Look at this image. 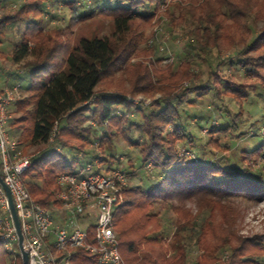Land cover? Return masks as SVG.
Listing matches in <instances>:
<instances>
[{
	"label": "trees",
	"instance_id": "trees-1",
	"mask_svg": "<svg viewBox=\"0 0 264 264\" xmlns=\"http://www.w3.org/2000/svg\"><path fill=\"white\" fill-rule=\"evenodd\" d=\"M48 3L69 11L66 24L47 27V14L57 17ZM162 7L171 33L186 39V57L166 69L151 60V68L129 62L143 29ZM96 20L111 23L110 35L79 33ZM11 23L24 26L12 58H32L22 65L29 73V94L14 102V111L21 114L10 119L9 127L23 151L44 145L22 179L55 221L61 215L59 176L78 173L85 162L98 158L88 156L95 144L109 170L123 141L135 148L141 167L150 163L172 182V194L197 204L196 212L183 204L173 206L178 219L169 239L154 210L159 191L128 181L114 214L127 264H191V252L194 264H264V232L241 233L236 204L239 199L264 201V0H24L0 17L1 28ZM221 43L235 48L233 54L222 59L214 53ZM147 50L155 52L154 46ZM205 63L209 69L202 81ZM225 69L239 71L235 75L249 82ZM119 70L130 81L128 90L96 89ZM127 91L131 97L160 95L147 105H134ZM198 100L213 114L200 118L196 129L190 120L203 109L194 106L193 111L190 104ZM252 103L257 107L251 113L247 106ZM214 117L218 124L210 121ZM180 146L196 157L180 155ZM128 163L133 167L130 159ZM86 229L93 239L95 224ZM70 260L98 264L99 255L76 247ZM0 264H22L20 253L8 251L1 241Z\"/></svg>",
	"mask_w": 264,
	"mask_h": 264
},
{
	"label": "built area",
	"instance_id": "built-area-1",
	"mask_svg": "<svg viewBox=\"0 0 264 264\" xmlns=\"http://www.w3.org/2000/svg\"><path fill=\"white\" fill-rule=\"evenodd\" d=\"M15 92L0 89V174L11 190L28 251L29 264H71V250L83 248L99 255L98 264H127L120 253L115 231V208L124 199L129 184L127 171L114 165L103 169L101 155L83 164L78 173H62L58 178L61 201L60 220L37 203L27 190L23 172L38 152L26 153L7 129L8 105ZM57 131V123L54 126ZM151 165L149 164L148 167ZM94 218L95 234L90 238L81 226ZM90 224V223H89ZM0 241L13 253H20L15 228L4 189L0 185Z\"/></svg>",
	"mask_w": 264,
	"mask_h": 264
},
{
	"label": "rangeland",
	"instance_id": "rangeland-1",
	"mask_svg": "<svg viewBox=\"0 0 264 264\" xmlns=\"http://www.w3.org/2000/svg\"><path fill=\"white\" fill-rule=\"evenodd\" d=\"M24 0H0V17L4 13H11L15 9H17L20 4ZM48 9L51 10V12H55L57 17H51V15L48 13L46 16V19L50 20L47 23V27L53 26L54 24L64 25L66 24L65 14L69 15V11L62 8V4H57L52 6L51 3H48ZM52 14V13H51ZM167 16H166V8L162 7L159 12L155 15L152 23L148 25L145 29H143L144 36L142 37V40L140 42V46L138 50L133 53L130 58L129 62H136L140 61L143 64H147L150 68L152 67V62L155 63V66H157L159 69H166V67L169 66V64H173V66H176L182 58L186 57V45L185 41L186 39L177 33L172 34L171 29L167 27ZM24 28V26H21L19 23H11L8 25L0 27V40L13 39L19 32ZM112 30L111 23L108 20H96V21H90L86 23L79 31V33H90L91 31L97 32L99 34H107L110 35ZM173 36H177L176 39H173ZM154 46L155 52L150 53L149 47ZM144 48V49H143ZM235 48H229L225 43H221V47L217 50H214V53H220V58H226L227 56L233 54ZM157 58H161L160 61H158ZM202 67V81L206 80V77L208 75V69L209 65L207 63L201 65ZM196 69H198V66H196ZM225 71L228 73L229 76H232L236 80H241L243 82H249L247 78L245 77H238L237 74H242L239 71L234 72V70H227ZM23 81H26L27 78ZM201 81V82H202ZM188 81H184V84H186ZM201 82L199 84H201ZM197 84V82H195ZM130 87V81L128 78L123 75V71L119 70L114 75L104 79L97 87V90H106V91H122V90H128ZM128 96L132 99V103L134 105H147L151 102L152 99L157 98L160 93H156L154 96L145 95V94H137L134 97H131V94L129 91L126 92ZM198 106L199 108L203 109L200 116L194 115V117L191 118L190 122L193 124V128H199L197 122L200 118L207 119L209 118L213 112L210 111L209 105L207 103H202L198 101L192 102L190 104L191 110L195 111V107ZM234 106V105H233ZM257 106L255 103H252L247 106L249 109V112H255V108ZM14 106L10 107V110L8 111V114L14 113ZM210 111V112H209ZM18 115L21 114V112H17ZM214 121V124H218L217 119L214 117L210 121ZM202 133H206V130L202 131ZM207 139V136H205V140ZM249 140V139H248ZM44 145H34L30 146L26 150H24L26 153H32L39 151L42 149ZM53 146H49L46 151H50V149ZM182 149H180V155H185L189 159H193L196 156H194L193 152L190 150L184 149L185 147L180 146ZM135 148L128 149L125 147L123 141L118 142V149L116 151V160L114 162V165H120L122 168H124L127 171L128 178L130 181V184L132 185H141L145 189L151 188L154 191H159L158 193V201L155 202L154 210L159 213V216H161L165 226H166V236L171 239L174 228H175V222L178 219V213L174 209L173 206L176 205H184L190 208L192 212H196L197 210V204L195 202V199L187 198L184 200L179 199L174 193V188L172 186V182L164 180L165 175L159 172L157 169H155L150 163V167H148L149 164L141 167V159L140 156L136 155L134 152ZM66 151V150H65ZM70 153L71 155H75L79 153ZM76 152V151H75ZM95 154L99 155L101 154L99 147L97 144L92 145V147L88 150V156H94ZM70 155V156H71ZM83 159V157L81 156ZM128 159H130L133 162V167L130 166L128 163ZM104 164V163H103ZM102 166H106L103 165ZM135 165V166H134ZM105 169V168H103ZM138 170V171H136ZM239 206V210H241V216L239 218V227L241 230V233L243 234H254V233H262L264 232V201L261 202H250L245 201L243 199L237 200L236 203ZM217 217L220 219V215L218 214ZM94 221V218H85L82 220L81 226L83 228H86L89 223ZM195 255L193 252L190 253V263L194 264Z\"/></svg>",
	"mask_w": 264,
	"mask_h": 264
},
{
	"label": "crops",
	"instance_id": "crops-1",
	"mask_svg": "<svg viewBox=\"0 0 264 264\" xmlns=\"http://www.w3.org/2000/svg\"><path fill=\"white\" fill-rule=\"evenodd\" d=\"M20 33L21 31L12 40L8 38L0 40V89L3 92H6L7 90H14L15 92V98L9 103L8 111L17 99L24 98L29 94V73L27 70L22 68V65L26 60L31 59L32 56H28L26 59H22L20 61H15L12 58V52L14 50L13 45L16 41H18ZM25 78H27V83H25L26 81H23ZM13 112L14 113L9 115L7 129L12 135H15V132L9 127V122L12 117L19 115L17 112Z\"/></svg>",
	"mask_w": 264,
	"mask_h": 264
},
{
	"label": "water",
	"instance_id": "water-1",
	"mask_svg": "<svg viewBox=\"0 0 264 264\" xmlns=\"http://www.w3.org/2000/svg\"><path fill=\"white\" fill-rule=\"evenodd\" d=\"M0 185L4 189V192H5L6 197H7L9 212H10V215H11V219H12V222H13V225H14V228H15V232H16V235H17L18 243H19L22 264H29L28 246H27L24 234H23L22 229H21L20 220H19V217H18V214H17V210H16V207H15L13 196H12L10 188L4 182L3 177L1 176V174H0Z\"/></svg>",
	"mask_w": 264,
	"mask_h": 264
}]
</instances>
